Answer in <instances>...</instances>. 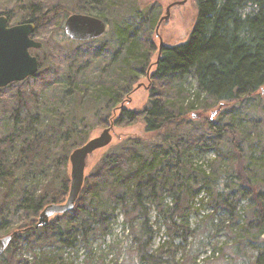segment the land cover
<instances>
[{
	"label": "trees",
	"instance_id": "obj_1",
	"mask_svg": "<svg viewBox=\"0 0 264 264\" xmlns=\"http://www.w3.org/2000/svg\"><path fill=\"white\" fill-rule=\"evenodd\" d=\"M73 1L75 6L55 24L56 36L72 43L100 41L107 32L97 39L71 40L63 30L65 18L84 13L107 24L120 16L113 38L117 52L110 62L118 69L114 66L108 73L104 68L105 78L94 72L86 81V70H79L81 62L73 56L49 115L40 114L38 97L20 91L11 109L1 110L0 192L5 193L0 220H5L0 231L12 238L0 254V264H72L63 258V250L76 241L87 244L90 237L106 236L118 215L130 238L121 264H196L211 240L223 235L230 243L219 249H228L231 264H264V146L259 134H249L247 117H242L244 108L257 106L264 122V101L252 96L264 87V0H194L195 19L187 38L164 45L154 62V78L173 82L176 90L159 94L151 88L149 104L141 111L121 109L118 103L150 66L156 17L142 13L130 0ZM54 13L50 24L57 20ZM4 14L10 20V13ZM28 20L35 23L37 34L42 18L30 14ZM189 78L194 90L184 85ZM30 100L36 109L28 106ZM214 106L217 120L194 124L198 118L191 112ZM88 113L99 125L141 119L145 131L157 136L120 137L116 145L110 143L85 175L74 208L36 227V216L46 204L65 199L69 154L89 137ZM209 151L216 160L207 172L192 160ZM198 196L211 212L190 226L189 214L202 209L192 206ZM206 197L209 201L203 203ZM12 199L14 208L9 205ZM151 212L158 216L155 223ZM162 227L166 238L153 248ZM24 249L33 253L31 258L21 256ZM245 250L254 251L251 259Z\"/></svg>",
	"mask_w": 264,
	"mask_h": 264
},
{
	"label": "rangeland",
	"instance_id": "obj_2",
	"mask_svg": "<svg viewBox=\"0 0 264 264\" xmlns=\"http://www.w3.org/2000/svg\"><path fill=\"white\" fill-rule=\"evenodd\" d=\"M31 1L32 3H35V5H30ZM130 1L134 2L136 6L141 9L142 13H147V15L156 17L155 26L151 29L150 32V39L152 44L154 45V49L151 52L150 60L147 65L149 66L150 64V77H147L145 75L148 68L146 67L144 69V73L139 78H137L136 81L131 85V92L129 94H125L121 101L118 103V106L122 103V108L133 111H141L147 106V104H149V99H151V88H154V90L156 92H159V94L163 93L167 88H173L174 90H176L174 88L173 82L168 80L159 81L156 80V78H154L153 76L155 70L154 62L157 59L159 46L158 36L161 37L162 42L165 46L184 42L193 26L196 9L194 5V0H186L183 5L170 7L167 22L162 19L159 23L160 19L165 16L166 8L168 5H170V2H172V0ZM74 4L75 2L73 0H0V14H4V12H9L11 16L9 20L10 24L22 22L26 18H28L30 14H34V16H40V18H42L43 24L37 31L35 38L43 42L44 44L41 49L34 51V54L39 58L41 63L38 74L34 77H29L25 79L20 85H16L13 83L14 85L12 84L8 88H5L3 91L0 92V103L2 104L0 105V113H2L4 107H6L7 109H11V107L15 103L14 96L17 91H20L21 94L27 93L35 95L34 99L38 97L37 100L39 103L38 105H36V107H40V114L42 115V117L44 112L46 115H49L52 106L54 105V102L58 99L57 95L60 91L59 81L61 80V77L64 72L73 62L71 59L73 56H77L79 58V62H81L78 66L79 70H86V72L82 76V78L86 79V81H88L89 78L93 77L94 72L95 75L98 76V78H105L107 73L105 74L101 71L104 68L107 69L106 72L108 73L111 71V68L113 70L118 69V65L115 64V67L111 66L110 62L115 59L112 53L117 52V46L113 38L116 21H118V18L120 16H115V19L113 21L107 23V33L104 37L100 38V41L97 40L86 43H72L65 40L60 41V38L56 36V32L59 30V27L55 24H59L60 22L58 18H63L62 14L66 11V9L75 6ZM54 11V16H57V20L54 19V23L50 24V17L52 16ZM128 11L131 15H133L134 12H132V10ZM127 13L128 12L123 14L127 15ZM20 18H23V20ZM156 31L158 35L155 34ZM100 47H102V49L98 50ZM122 58L123 56L119 57L120 60ZM111 75H109L108 77H112ZM184 85L188 90L195 89V82L191 78H189ZM262 89H264V87L261 88V90H258V92L252 94V96L258 97L259 95V98L264 101V92H262ZM172 94H174V92H172ZM235 103L236 102L230 103L227 106L233 105ZM34 104V101H28V106H31V110L32 108L36 109ZM215 107L216 106L209 109L200 108L191 112L190 114H194V117L198 118L196 121H193L195 122L194 124L202 125L204 124L203 121L207 119L214 121L217 120L218 114L216 112ZM244 110L245 112L242 114V117H247L246 120L248 125L246 129L251 130L249 132L250 135H252V133L259 134V141L264 146V122L262 110L260 108H257V106H251L248 109L244 108ZM34 112H36V110L32 111V113L35 115L36 113ZM201 112L203 113L202 116L205 117L203 119L200 117ZM25 113H27V111L23 112L24 115ZM119 113L120 110H116L114 115L117 117ZM87 115L89 116L88 123L90 125V134L87 139L89 140L90 138L97 136L102 131V129L107 127L110 121H108L105 125H99V120L97 117L92 116V113H88ZM38 116L40 115L38 114ZM47 122H49V120H47ZM111 132L113 135L111 145L113 146L116 145L117 140L120 137L125 138L128 136H140L151 140L152 138L154 139L157 136V133L155 132L145 131L144 124L141 119H138L128 124H113ZM106 151L107 147L99 149L92 153L90 156H88L86 161L85 175H87L92 170V167L95 162ZM214 160H216L215 152L209 151L203 156L194 157L192 162L194 164L201 165L203 169L209 172L208 164L210 162H213ZM67 175L69 176L70 182L69 163L67 168ZM4 193V191L0 192V205ZM67 194L65 196V199L67 197ZM203 194L204 193L202 192L201 195L203 196ZM164 201L166 204H170L171 198L166 197ZM205 201H209V197H206L203 203H205ZM14 203V199L9 201V205L13 208ZM243 203L244 200L240 203V205H242ZM192 206H202V209L199 211L198 215L194 212H191L189 214L188 220L190 226H193L196 222H198L203 215H206L211 212V209L208 206L201 205L200 196L195 198L192 203ZM12 212L13 211H11V213ZM37 217L38 216H36V221ZM14 218L16 219V215L15 217H13V219ZM157 218L158 216L156 212H151V221L155 223L157 221ZM2 220H0V222ZM176 221L179 222V219ZM121 223L122 218L120 215H118L117 219H115L110 225L109 234L104 237H90L89 243L87 244H83L79 241H76L74 243V247L66 248L63 250V258L65 260L71 261L72 264H121L126 256L125 247L130 243L128 232L124 229ZM5 235L6 234H4V232L0 231V236ZM165 238L166 235L164 233V227H162L155 237L153 248H156L157 245L162 242ZM227 241L229 244L230 240H228L225 235L215 236L211 240V245L207 247L206 253L199 256L196 264H231L233 262V258L229 256L228 249H224L222 250V252L219 249L222 248ZM176 243H178V241H176ZM214 248L216 249V252L214 253V256H211ZM46 249H48V247H46ZM244 252H246V257L250 259L252 254L254 255V251L245 250ZM32 254V252H29L24 249L22 251L21 256L23 258H31ZM221 254L222 257H220ZM179 256L180 253L177 257ZM209 256H211V259L205 260V258Z\"/></svg>",
	"mask_w": 264,
	"mask_h": 264
},
{
	"label": "water",
	"instance_id": "obj_3",
	"mask_svg": "<svg viewBox=\"0 0 264 264\" xmlns=\"http://www.w3.org/2000/svg\"><path fill=\"white\" fill-rule=\"evenodd\" d=\"M171 6L172 4L167 6L166 14L159 23L162 19L167 22ZM106 28L107 25L103 19L84 13H71L64 20V32L73 41L97 39L104 35ZM34 30L33 23L9 26L6 16L0 15V88L13 82L23 81L36 74L38 61L35 56L30 54L29 49L39 48L42 44L31 38ZM155 34L158 35L157 31ZM158 37L159 56L164 44L161 37ZM112 127L113 124L110 123L97 136L90 138L70 152V182L67 197L64 202L46 204L38 214L36 227L47 224L52 216L66 213L74 208L84 183L87 158L112 142ZM11 238V234L0 238V254L3 253Z\"/></svg>",
	"mask_w": 264,
	"mask_h": 264
},
{
	"label": "flooded vegetation",
	"instance_id": "obj_4",
	"mask_svg": "<svg viewBox=\"0 0 264 264\" xmlns=\"http://www.w3.org/2000/svg\"><path fill=\"white\" fill-rule=\"evenodd\" d=\"M185 1H186V0H172V2H170V4H172L171 7H174V6H180V5H183V4L185 3ZM0 15H4V16H6V18H7V20H8V25H9V26H11V25H15V24H20V23H33V24L35 25V23H34L33 21L28 20L30 16L24 20L25 22H19V23H15V24H10L7 15H5V14H0ZM106 25H107V24H106ZM35 30H36V25H35ZM35 30H34V32L31 34V38L34 39L35 41H39V40H37V39L35 38V35H36ZM63 30H64V23H63ZM106 30H107V28H106ZM105 33H106V32H105ZM105 33H104V34H105ZM66 36H67V35H66ZM102 36H103V35H102ZM102 36H101V37H102ZM39 42H41V41H39ZM41 44H42V45H41V47H39V48H36V49H35V48H31V49H29L30 54L33 55V56H35V57L37 58V61H38V69H39L40 60H39V58L34 54V51H35V50H39V49H41V48L43 47V43L41 42ZM157 56H158V53H157ZM37 71H38V70H37ZM149 71H150V67L147 68V71H146V74H145L147 77H148V76L150 77ZM36 74H37V72H36ZM36 74H34L33 76H30V77H34ZM28 78H29V77H28ZM26 79H27V78H26ZM24 80H25V79H24ZM119 107H120V108L123 107L122 103L119 105ZM120 108H119V109H120ZM110 123L113 124V122H111V121H110ZM110 123H109V125H110ZM109 125H108V126H109ZM108 126H107V127H108ZM9 235H10V234H9ZM5 236H6V235H5ZM1 237H4V236H0V238H1ZM9 242H10V241H9Z\"/></svg>",
	"mask_w": 264,
	"mask_h": 264
}]
</instances>
